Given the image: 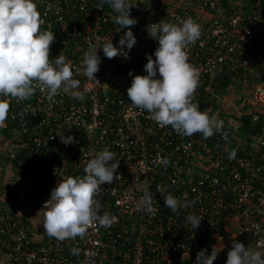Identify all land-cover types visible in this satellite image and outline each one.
I'll return each instance as SVG.
<instances>
[{"label": "built area", "instance_id": "built-area-1", "mask_svg": "<svg viewBox=\"0 0 264 264\" xmlns=\"http://www.w3.org/2000/svg\"><path fill=\"white\" fill-rule=\"evenodd\" d=\"M131 3L136 4L131 16L138 23L130 27L137 43L130 52L125 48L127 58L108 59L99 50L97 83L83 75V53L90 43L100 48L112 39L118 46L127 29L120 31L114 23L116 13L101 0H36L45 20L41 30L55 34L50 59L64 55L72 62L73 78L80 80L85 97L61 92L49 100L39 88L23 101L6 97V163L33 190L41 209L60 180L83 176L88 160L104 149L116 153L120 178L102 185L96 196L101 214L108 212L116 220L107 228H89L83 238L47 236L36 242L23 218L0 206V253L11 264H196L204 244L226 241L222 229L227 225L238 228L237 242L264 251V132L246 131L244 146L226 127L208 139L200 133L182 136L134 108L127 96L129 72L146 75L145 54L155 59L158 42L146 27L162 20L181 24L191 17L202 29L187 49L188 62L200 72L194 94L200 110L212 116L217 92L231 84L249 91L264 109V0ZM62 134L73 136L75 143L65 146ZM233 151L235 157L229 158ZM162 158L169 163L164 165ZM145 179L154 199L152 213L135 209ZM158 186L192 206L173 213L164 207ZM190 214L202 219L196 229L186 219ZM231 247L224 250L225 264ZM73 248L79 249L75 255Z\"/></svg>", "mask_w": 264, "mask_h": 264}, {"label": "clouds", "instance_id": "clouds-1", "mask_svg": "<svg viewBox=\"0 0 264 264\" xmlns=\"http://www.w3.org/2000/svg\"><path fill=\"white\" fill-rule=\"evenodd\" d=\"M115 13L113 21L121 29H127L114 46L112 39L103 43L102 47L90 43L83 53V75L96 81V74L102 62L98 51L112 59L125 56L136 45L137 39L130 26L138 21L131 16V0H101ZM45 20L41 18L36 0H0V122L7 119L10 105L6 97L18 101L30 99L39 88L53 100L63 92L73 99L83 100L85 93L80 91V80L74 79L72 62L64 55L50 59V46L55 40L51 30H41ZM149 37L158 42L153 54H145L144 65L146 75H133L127 96L131 105L140 111H147L150 118L162 127L171 126L179 135L191 137L202 134L204 139L221 132L224 122L216 116H209L201 111L200 105L194 102V94L199 87V69L188 62L190 45L195 44L202 35L201 25L191 17L174 24L162 20L146 27ZM99 40V37L97 38ZM79 70H77L78 72ZM159 76V78H157ZM226 135V133H225ZM61 142L68 146L75 143L73 136H60ZM236 153L230 152L229 158ZM116 153L104 149L88 160L83 176H67L60 180L51 191L50 200L43 206V227L46 234L58 241L83 238L89 228L110 227L116 217L108 212L101 214L102 205L96 196L101 186L112 184L117 174L119 161ZM167 165L169 160L162 158ZM139 180V177H137ZM143 195L135 203L138 212L154 211L153 195L149 190L148 180L140 182ZM157 191L164 197V207L173 213L192 206L191 201H182L168 193L167 188L159 187ZM167 193V194H165ZM186 219L192 229L200 226L201 218L190 214ZM258 227V226H257ZM206 249L197 254L196 264H213L218 252L213 248L210 255ZM77 254L79 249H71ZM226 264H264V251L245 247L243 243L233 240L227 253Z\"/></svg>", "mask_w": 264, "mask_h": 264}, {"label": "crops", "instance_id": "crops-1", "mask_svg": "<svg viewBox=\"0 0 264 264\" xmlns=\"http://www.w3.org/2000/svg\"><path fill=\"white\" fill-rule=\"evenodd\" d=\"M227 0H223L226 2ZM238 0H228L234 4ZM216 105L212 116L224 122L223 127L230 126L232 132L237 136L240 146L246 144L247 134L253 128V132H264V109L253 99L252 94L242 86L231 84L217 92ZM233 127V128H232ZM237 128V129H236ZM256 129H259L258 131ZM6 131L3 122H0V206L19 214L29 228L36 242H41L48 235L43 227V209L39 207L38 199L33 190L17 179L14 169L6 163L8 144L6 143ZM264 134V133H263ZM206 163L201 165L205 166ZM18 200V201H17ZM226 234V241L219 242L216 239L211 244H205L206 255H210L213 248L218 252L219 262L213 264H225L223 260L224 250L227 245L237 241L238 228L233 225L224 226L222 229ZM0 264H11L7 255L0 253Z\"/></svg>", "mask_w": 264, "mask_h": 264}, {"label": "rangeland", "instance_id": "rangeland-1", "mask_svg": "<svg viewBox=\"0 0 264 264\" xmlns=\"http://www.w3.org/2000/svg\"><path fill=\"white\" fill-rule=\"evenodd\" d=\"M226 128H229L230 130H231V128H230V126H228V127H226ZM233 128V127H232ZM237 129V128H236ZM18 201V200H17Z\"/></svg>", "mask_w": 264, "mask_h": 264}, {"label": "trees", "instance_id": "trees-1", "mask_svg": "<svg viewBox=\"0 0 264 264\" xmlns=\"http://www.w3.org/2000/svg\"><path fill=\"white\" fill-rule=\"evenodd\" d=\"M257 131L259 130V129H256ZM205 245V244H204Z\"/></svg>", "mask_w": 264, "mask_h": 264}]
</instances>
